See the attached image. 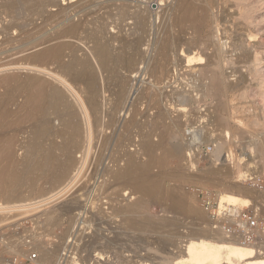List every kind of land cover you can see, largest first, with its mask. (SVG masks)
<instances>
[{
    "label": "rangeland",
    "instance_id": "1",
    "mask_svg": "<svg viewBox=\"0 0 264 264\" xmlns=\"http://www.w3.org/2000/svg\"><path fill=\"white\" fill-rule=\"evenodd\" d=\"M197 1L198 0H27L26 3L21 2L18 8V16L20 17L19 19H22L21 21L24 22L27 20L25 22L26 28H29L26 29L27 31H31L35 27L36 34L34 39L40 38L43 35H47L48 33L49 35L54 33V31L58 30L59 28V20L64 18L72 22L83 21V23L86 25L87 23L90 24L91 22L99 25L104 23L105 25H107V32H109L108 37L116 34L119 31V27H121V29H123L121 30L122 34L127 37L129 36V39H133V36L134 38H137V35L140 36V33L141 35L144 34V39L149 42L151 41V43H148L145 40L146 45L143 44L141 48V52L143 54L140 53V56H137L133 60H128V65L127 63H124L123 65L126 66V68L123 65H119L120 67L118 68V73L115 74V76L113 75L114 77L111 74H105L104 76L101 74V83L99 81L101 102L100 106H102L101 114L103 115H101L102 118H100L98 123L92 121L93 119L90 118V113L88 114L89 118L84 117V115L82 114V116H79V120L81 122L83 120V122L81 123V140L80 136H78L79 138L76 137V139H74L73 143L71 144V133H68L67 135H65V137L61 136L57 138V136L51 135L50 138L49 135V137H43L42 139H40V137H36L35 135L34 139V133L32 131H34L38 123L36 122V120L33 121V119L30 121L25 120V122L22 121L23 125L21 124V126H17L20 125L17 123L15 125L16 127L12 126L11 128L12 124L9 125L8 130L6 131L7 133H5V135H7L9 139H11L10 137L16 139V141L14 139L13 141L16 142L15 155L17 160H23V155L26 156L31 151V146L36 144L37 140L40 139L37 144L43 143V148L47 149L52 145H55L57 149L61 147L60 149L64 152L63 153L62 151H60V149H56L55 154L57 156V162L53 164L54 167L58 166L57 164L59 163L67 161L68 159H70V157L72 158V156L73 166L75 163L78 164L77 166L75 165L76 167L74 166L75 169L71 170L75 171L74 173H72V175H76L73 179V181L75 180L74 183L73 181L70 183V179L73 178H71V173L67 181L70 184L65 183L68 184L67 187H65V189L69 188L66 190L68 192H66L64 189L63 191L58 193L65 184L61 186L62 188L59 187L57 189H54V187L46 177L39 176L37 179L38 182L36 181V184L38 185H35V196L38 195V198L35 196H31L30 193H27L25 191L26 188H24L23 190H20L18 192V197L24 198L21 199V201L23 200L24 202L20 201V203L18 202V204H7L4 200H2L3 198L0 200L1 208L2 206L3 208L4 206L9 207V205L13 207H9L10 210L5 209L0 212V218L2 219L0 223V264H11V259L12 261L13 259H17V264H54L51 262L49 263V261H45L43 255L44 251L46 250L55 252L56 259L61 257V264H66L63 263V261H65V258L66 260H68L71 256H74L72 255V249L77 245V247H81L89 242L88 238H93V236L95 237L98 231L102 238H105L102 240L104 242L101 241L103 247H106V243L113 242L114 244H116V242L118 241V247H116V251H121L119 253L121 255H119L118 259H115L114 256L116 251H113L110 254H105L102 258L100 257L102 259L101 261V259L96 258L95 253H92L91 255L88 253H84L81 255L82 257L80 256V254H76V257H74L77 259L79 258L81 264H97L99 260L100 262L98 264H122V262H126V260L128 262L130 261V264H138V260L140 262V257L142 258L143 256H145V253L146 255L149 254L153 258V260L150 262L152 264H167L166 261H168L169 264L172 263V258L179 251L178 247L180 246V244H185L187 240L191 238V234H194L196 231H199L201 229L208 231L210 229L213 231L214 229V232H217L216 235L218 234L217 237L224 236L222 238L228 240L231 238L232 240L240 238L235 230L236 228L234 225V221H215L204 212L199 204L196 190H205L216 193L220 201L223 194H225L228 189L230 192L236 195L239 194L241 196L243 195V193H245L244 191L248 192L250 190L253 192L255 191L258 196L260 195L259 197L256 196L257 198L253 196V204H255V206L252 205L251 207L249 206L248 208H245V206L242 205L239 209L240 213L248 215L257 223L255 227V234L258 238L253 245H257L258 247L261 246L262 248L260 247L261 249L258 248V250L261 252V254L263 253L264 202L262 205H260L259 203L261 201V198L264 197V189H260L258 187V184L260 182L264 184V149L261 153L256 150L253 151L254 153H248L247 147L253 143L260 142L264 148V0H201L202 2L199 0L198 2L201 5L197 3ZM195 2L197 4H195ZM24 3L29 6L27 7V5H25ZM38 4L42 6H39ZM158 4H162V7L158 11L153 12L152 10H155ZM188 4L193 6L189 16L186 15V19L188 20L186 21L185 16L182 17L181 13L183 10L182 7ZM1 5L2 0H0V10H2ZM31 5L34 6L32 7ZM24 8L28 9L27 13H25L26 10ZM29 8L30 10H33V12L30 11ZM170 8L172 9L169 10ZM148 9L149 13L145 12V15L146 13L147 15H149L150 12L152 14H150L149 19L147 17V20L145 21V29L147 30L142 31L139 29L138 19H134L135 16L132 15L137 11H147ZM35 10L39 11L36 12ZM58 10H62L63 13ZM40 11L42 12V14H40ZM23 12L25 13V15H23ZM35 12L36 14L39 13L37 14L38 16H34ZM56 12H58V14L61 13V15L58 16ZM26 14L30 16V18ZM166 14L168 16H166ZM177 14L178 17L176 16ZM0 15L2 17L4 16L2 18V20L4 21L2 22H4L5 25L10 22V18L6 19L5 15L1 13ZM40 15L43 16H41V19L39 18ZM46 17H50V19H47ZM120 17L121 20L119 19ZM32 19H35L34 23H31L33 21ZM207 19H209V21ZM230 19L232 20V22ZM172 20H174L175 22ZM254 20H256L254 24H250ZM117 23H119V26ZM172 24L175 26H172ZM168 25H171L169 26V28H171L173 31L171 29L168 30ZM115 26H118V28H113ZM249 26H251V28L253 29L255 33L254 35L257 39L255 38V40H253L254 38H248L247 29L249 28ZM135 29L137 30V32ZM140 31H142L143 33H141ZM168 31H172L170 32L172 35H170ZM226 31H228L229 34ZM241 32L243 33L241 34ZM13 33L14 32H12V34ZM196 33L198 35H196ZM161 34L164 36H161ZM235 34L239 36H236ZM13 35L17 37L18 33H15ZM84 35L85 33L83 34V36ZM179 36L182 38H179L178 40ZM240 36L244 37L243 49H236L233 46V42ZM166 37H171L173 41L177 40L176 44L178 45L177 49L176 47H173V52H171V50L167 57H163L159 54H156L158 53L160 46V43H158L156 40L160 41V39L162 40ZM173 37H175V39ZM199 38H203L201 39L203 45H199L198 48H192L193 46H190L192 45L191 43ZM211 39L213 41H216V43ZM226 42H228L229 45L227 43V45L225 44V46H221ZM149 44H152V46H150ZM76 45L77 47L80 46L81 50L83 49L85 51H88V48L84 46V44L76 43ZM183 45L184 47H182ZM259 45H261L262 47ZM16 47L17 46H13L6 48V50H4L3 52L0 51V68L2 66L6 67L7 65H10L12 63L15 64L20 57L22 58L27 55V53H24V56L22 54H17V50H14V48ZM189 47L192 48V52L199 53L202 56V58L204 59V62L202 64L197 63L194 66H189L188 59L185 57V55L187 54V48ZM207 47L209 49H207ZM119 51H121L120 48L116 52L118 53ZM213 52L215 54L216 52L219 54L216 56ZM209 56L211 58H209ZM133 62L135 65L133 64ZM214 62L220 63L225 82L227 85L230 84L229 86H231V89L229 88L223 96H215L212 92H207L206 88L204 89L203 87L205 83H208L210 81L211 72L208 67L209 64ZM128 66L130 67L127 69ZM21 68L24 69L18 70V73L22 76H35V74L41 75L40 73L35 72V68H28L25 66ZM7 73L9 74L8 71L2 74L0 73V76ZM104 77L106 79H103ZM121 78L123 80H121ZM242 78L245 79L243 84L241 82ZM120 80L122 84H120ZM104 81L107 83H104ZM237 82H239L241 85L239 83L237 84ZM126 85L128 86V89ZM117 86L119 88H117ZM196 86L201 90H199ZM120 87H125L126 89H124V103L122 105L123 107L120 106L117 111H114L113 108L116 102L115 98ZM114 88L116 89V92L112 91L115 90ZM7 89V86L0 88V94L2 95V97H5V95L7 97ZM13 90L17 93L15 102L17 104L22 103L27 96V91H20L19 89ZM13 90L11 93H14ZM80 91H82V94L80 93ZM77 94L78 95H76V97L79 96L78 99L82 98L83 101H85L86 92L84 89L77 90ZM110 94H112L113 96H111ZM69 95L70 100L73 99V101H76L75 96H72L73 94ZM196 95H198L197 98H201L196 99ZM188 97L189 99H187ZM182 99H185L186 101L184 100L185 103H183V105H180L181 101H183ZM197 100L199 101V103ZM17 104L14 103L12 105L13 110L17 108ZM204 104L208 105V107L210 108L207 111L210 119L214 122V126H216V130H214L213 132L214 136L218 138L219 142L223 141L224 139L226 140V152H224L222 159H224V157L226 159V155H228L230 158L228 160L226 159L227 163L225 164V168L224 165H221V161L215 163L216 159H214L213 156L211 158L202 157L192 163H190L187 158L188 151L186 150L184 140V129L190 119H197L201 116V114L204 115L207 113H204V111H206L205 109L207 108L206 106H204ZM14 105L16 106L14 107ZM181 108H185V110H183L182 112ZM109 114L113 116H110ZM81 117H83L85 121L83 118L81 120ZM204 117L206 116L204 115ZM106 123L108 126L106 125ZM25 125H27V127ZM60 125L61 123L58 119H53V126L58 127L56 129H61ZM22 126H24V129ZM20 127H22V129H20ZM172 136H174V138ZM226 136L228 137V139ZM68 137L69 139L67 140ZM106 137L107 139H105ZM171 137L173 139H171ZM66 143H70V146ZM146 144L147 146L145 147ZM45 145L49 147H46ZM68 146L70 147V149L73 147L70 152ZM78 146L79 148H76ZM143 147L145 148V150ZM254 147L255 146L251 148ZM73 150H75L76 152ZM67 153L72 154L70 155ZM67 155L68 157L70 156L68 159ZM247 155L255 157L252 163L251 161L250 163L248 162ZM59 156H62V158H60ZM132 156H135V158H137L136 160L138 163L148 166V169H150L148 170V174L151 175V178L153 177V180L159 183V191H161L159 196L156 198L154 197L152 199H148L145 197V210L142 213L143 217L146 216L148 219H152V222L155 223V221H157V229H153V231L148 230V233L146 232L145 234L143 232L140 233L131 231L126 235L122 234L124 229L126 228V226L122 225L123 219L125 218L126 214L120 213L121 216H118L119 214L115 215L114 213L112 215V202L108 201L109 199H107L106 197L107 193L105 195L101 193H103L102 189H104L105 187L111 190L108 191L110 193L113 191L114 186L115 188L125 189L121 193V205L114 203V207L116 206L117 209L119 208V206L122 207L126 203H135L141 199L142 194L140 192H137L135 188L137 183L136 177L121 180V184L117 182V186L114 182V178H110L111 175L107 174V171L114 173L118 172L119 170H123L127 166L129 158ZM245 157L247 161L244 160V165H241L240 160L244 159ZM58 158L60 160H58ZM151 160H153L154 162ZM74 161L76 162L74 163ZM148 162L150 165L148 164ZM213 167L220 169L217 175L207 173V171L209 172L210 168ZM254 172L257 175L254 174ZM245 173L246 175L251 174L253 178H243V175H245ZM211 177L213 180L211 179ZM40 179L42 180L40 181ZM43 185H45V187ZM84 185L87 186L86 191L79 192L78 190ZM40 188L43 189L41 190ZM52 193H55L53 194L54 196L52 195ZM83 193L85 195H83ZM41 194L43 197L39 196ZM59 194H61L62 197ZM87 194L88 197H90L89 200L86 196ZM50 195L52 197H50ZM49 197L50 199H48ZM75 198L77 199V202ZM174 198H179L183 204L177 206L175 205V203H171L175 202ZM96 199L100 201L97 203L95 202ZM170 199L173 200L171 201ZM40 200H43L44 203L42 202V204H40ZM93 202H95L96 204H93ZM32 203L35 205H32ZM78 204L82 208L79 211H85L86 213L89 212V214L96 213L98 207H101L104 211L102 216L103 223L100 222V224H98L95 222L96 224L93 223V227L89 224L83 225V223H85L83 222V220H87V218H89L91 214L90 216L89 214H81V216H79L78 218L80 222L74 224L73 232L75 234L73 235H75V237H68L71 214L66 210H73L75 207H78ZM13 205H16V207ZM18 205H20L21 208ZM226 205L229 204L226 203ZM17 206L19 209L17 208ZM169 207L172 209H170ZM192 208L196 209L203 218H201V216L199 218H196L193 213H191ZM52 211L56 214H54ZM79 211H71L72 216L76 215ZM51 213L54 215L49 216L51 215ZM45 214H48V216ZM55 215L58 218L55 217ZM58 219H60V222L57 221ZM47 221L49 222V224H47ZM158 222H162L163 225H159ZM81 223L82 225L80 226ZM165 223L166 226H164ZM90 227H92V230L90 229ZM163 229H165L166 231ZM217 229H219L218 231H225L224 233H228V235H222V231L218 233ZM153 232H155L156 234ZM160 234L162 235L161 237H159ZM30 235H32V238L34 240L32 241V245L27 244V240L30 239L28 238V236ZM82 235L85 237L83 238ZM155 235L157 237H155ZM81 236L83 241L80 238ZM75 238H79L80 240L78 239V241H76ZM150 240H152V242ZM5 242H8V247L4 246ZM64 244L65 246L70 247H65ZM165 245L168 246L163 248V246ZM32 254H35V256L37 257L33 262H30L27 259L29 255ZM86 255H90L89 257L92 260L89 257H86ZM83 257H86L88 261H84L85 258Z\"/></svg>",
    "mask_w": 264,
    "mask_h": 264
},
{
    "label": "bare ground",
    "instance_id": "2",
    "mask_svg": "<svg viewBox=\"0 0 264 264\" xmlns=\"http://www.w3.org/2000/svg\"><path fill=\"white\" fill-rule=\"evenodd\" d=\"M26 1L27 0H2V5H1L2 10H0V13L1 14H4L6 19L10 18L9 19L10 22L5 25L4 22H2V21H4V20H2V18L4 16L2 17L0 15V26H1L0 27V51L3 52L4 50H6V48L13 47V46H17L16 48H14V50L15 49L17 50V54H22L24 56V53H27V55H25L24 57H22V58L20 57L15 64L12 63L10 65H7L6 67L2 66L0 68V73L1 74L4 73V72H7V71L9 72V74L7 73V74H4V75H1L0 76V88L1 87H5V86H7V88H8L7 89V91H8L7 97H6V95H5V97H2V95L0 94V200L3 198L2 200H4L7 204L8 203H11V204L17 203L18 204V202L20 203L21 199H24V198L18 197L19 196L18 195V192L20 190H23L24 188H26L25 191L27 193H30L31 196H35V188H36L35 185H38V184H36V181H37V179H38L39 176L46 177L47 180L54 187V189H57V188L63 186L65 183H68L67 181H68V179L70 177V173H71V178L72 177L73 178L70 179L71 181L70 180L69 181H70V183L73 181L74 176H76V175H72V173H74L75 171H71V170L72 169H75V167L78 164V163L76 164L75 163L76 161H74V163H75L74 166L75 165L76 166L75 167L73 166V160H72L73 156H72V158L69 156L70 159H68L69 157L67 155V159H68L67 161L62 162V163H59V164H57L58 166H55L54 167L53 164H55V162H57V156L55 154L57 148L55 147V145H52L50 148L45 149V148H43V146H44L43 143L42 144H40V143L37 144V142L40 139H42L43 137H47V136L49 137V135H50V138H51V135L52 136H57V138H58V137H61V136H64L65 137V135H67L68 133H71V137H70V140L71 141H70V143L72 144L73 141H74V139H76V137H78V136L81 135L80 134L81 131H82L81 123L83 122V120H82L83 117H81V120H82V122H81L79 120V118H80L79 116H82V115H84V117H86V118H89L88 117V114L90 113L91 114L90 118L93 119L92 121L98 123L99 120H100V118H102L101 115H103V114H101V107L102 106H100V103L101 102H100V85H99V81H100V78H102V77H100L101 74L103 76L105 74H107V75H110L111 74L112 76L113 75L115 76V74L118 73V68L120 67L119 65H123L124 63H127L128 60H133L137 56H140V53H142L141 52V48H142L143 44H145L146 42L151 43V41L149 42L146 39H144V37H143L144 34L141 35L140 33H139L140 36L137 35V38H134V36H133V39H129V36L127 37V36H124L122 34V31L121 30H123V29H121V27H119V29H118L119 31L118 32L116 31L117 32L116 34H113L112 36L108 37L109 36V34H108L109 32H107V25H105L104 23H102V24L99 25V24H96L94 22H91L90 24L87 23V25H86V24L83 23V21L72 22V21H69L68 19H64V18H62L61 20H59L60 21V24H59V26L57 25L59 28L56 26L58 28V30L54 31V33H52L50 35L48 33L47 35H43L40 38L34 39L35 38V34H36L35 33V27L31 31H27L26 29H29V28H26V23L25 22L27 20L25 22L24 21H21L22 19L20 20L19 19L20 17L18 16V11H19L18 8H19V5L21 4V2H25L26 3ZM198 1H197V3H199ZM203 2H206V1H203ZM197 3L195 2V4H197ZM42 4H43V2H42ZM46 4H47V2H46ZM46 4H45V7H46ZM25 5H27V4H25ZM161 5L162 4H158V8L155 9V10H152V11L153 12L154 11H158L162 7ZM208 5H209V3H208ZM214 5H212V6H214ZM28 6L29 5H27V7ZM39 6H42V5H39ZM192 6L193 5L188 4V5H185L184 7H182L183 10H182L181 15H182V17L185 16V20L186 21H188L186 19V17H187L186 15L189 16V14L191 12V9H192ZM39 8H41V7H39ZM128 8H126V9H128ZM172 8H170L169 10H171ZM42 9H43V7H42ZM25 10H26L25 13H27L28 9H25ZM29 10H30V8H29ZM62 10H63V8H62ZM62 10H58V11H61V13H63ZM30 11L33 12V10H30ZM35 11L38 12L39 10L38 11L35 10ZM148 11H149V9L147 11H141V12H138V11L136 12L135 11L136 13H133V15H132V16H135L134 19L135 18L138 19V21H139V23H138L139 24V29L142 30V31L147 30V29H145V26H146L145 25V21L147 20V17L149 19V17H150L149 15L152 14L150 12V14L147 15V13H149ZM36 12H35V15L34 16H38L37 14H39V13L36 14ZM145 12H147L146 15H145ZM25 13L23 12V15H25ZM56 13L58 14V12H56ZM61 13L58 14V16H60ZM66 13H68V12H66ZM168 13H169V11H168ZM40 14H42L41 11H40ZM45 14H47V13H45ZM119 15H120V13H119ZM125 15H127V14H125ZM32 16H33V14H32ZM41 16L42 15H40V17H39L40 19L43 17V16L42 17ZM166 16H168V15L166 14ZM176 16L178 17V14ZM28 17L30 18V16H28ZM48 18L50 19V17H48ZM51 18H52V13H51ZM128 18H129V16H128ZM199 18H200V16H199ZM119 19L121 20V17ZM34 20L31 23H34ZM177 20H178V18H177ZM207 20L209 21V19H207ZM172 21H174V20H172ZM182 21H180V22H182ZM221 21H223V20H221ZM255 21L256 20H254L250 24H254ZM122 22H124V21H122ZM174 22H173V24H174ZM231 22H232V20H231ZM233 22H234V20H233ZM187 23H189V22H187ZM117 24L119 26V23H117ZM173 24H172V26H175ZM203 25H202V27H203ZM118 26H115L113 28H118ZM169 26H171V25H168L167 26L168 27V30L171 29V28H169ZM177 26H178V24H177ZM228 26H229V24H228ZM146 28H148V27H146ZM200 29H201V27H200ZM108 31H109V28H108ZM142 31H140V32L143 33ZM172 31H170V32H172ZM202 31H204V30H202ZM247 31H248V34H247L248 38H251V39L254 38L253 40H255L256 36L254 35L255 33H254L253 29L251 28V26H249V28L247 29ZM12 32H14L13 34H15V33L17 34L18 33L17 37L15 35H13ZM136 32H137V30H136ZM170 32L168 31V33H170ZM226 32H228V31H226ZM82 33L83 34L85 33V35L83 36ZM197 33H198V31H197ZM197 33H196V35H198ZM242 33L243 32H241V34ZM228 34H229V32H228ZM170 35H172V34L170 33ZM235 35L236 36H239L237 34H235ZM37 36H39V35H37ZM161 36H164V35L161 34ZM244 36H246V35H244ZM233 37H234V35H233ZM173 38L175 39V37H173ZM179 38H182V37L179 36L178 37V40H179ZM243 38H244L243 36H240L237 40H235L233 42L234 48H236V49H243V44H244ZM201 39H203V38H201ZM201 39L199 38V39H197L195 41L192 40L193 43H191L192 45H190V46H193L192 48H198L199 45L202 44ZM145 40H146V42H145ZM156 41L158 43H160V46H159L158 53H156L155 51L154 52L156 54H159V55L163 56V57H167L173 47H176V49H177V45H178V44H176V41L177 40L176 41H173L171 37H166L165 39H162V40L160 39V41H158V40H156ZM157 42H155V43H157ZM213 42L216 43V41H213ZM76 43L84 44V46H86L88 48L87 49L88 51H85L83 49L81 50L80 46L77 47L78 44L76 45ZM227 43L228 42L223 43L221 46H225V44L227 45ZM180 44H182V43H180ZM116 45L121 50L118 53L116 51H118L119 48H117ZM228 45H229V43H228ZM150 46H152V44ZM259 46H261V45H259ZM182 47H184V45ZM192 48L191 47L187 48V52H186L187 54L185 55V57L188 59L189 66H194L197 63L198 64H202L204 62V59L202 58V56L199 53L192 52ZM207 49H209V48L207 47ZM171 52H173V50ZM2 54H4V53H2ZM218 54L219 53H217V52H216V54L214 53V55H216V56ZM14 56H15V54H14ZM209 58H211V57L209 56ZM207 63H209V62H207ZM133 64H134V62H133ZM127 65H128V63H127ZM12 66H14V67H12ZM24 66L25 67H28V68L29 67L35 68V72L40 73L41 75H38V74H35V76L34 75L33 76L32 75H26V76L20 75L18 73V70L24 69V68H21V67H24ZM124 67L126 68V66H124ZM129 67L130 66H128L127 69ZM134 68H135V66H134ZM208 68H209V70L211 72V76H210V81L208 83H205L203 85L204 89L206 88V91L207 92H209V93L212 92L215 96H223L224 93H226L231 86H229L230 84L227 85L226 82H225V79H224L223 74H222V70H221L220 63L219 62L218 63H216V62L211 63V64H209V67ZM134 71H136V70H134ZM254 76H255V74H254ZM116 77H117V75H116ZM245 77H243V78H245ZM109 78H112V77H109ZM243 78L241 80L242 84L245 81V79H243ZM103 79H106V78L104 77ZM121 80H123V79L121 78ZM121 80H120V82H121ZM115 81H116V79H115ZM239 82H237V84ZM100 83H101V81H100ZM104 83H107V82L104 81ZM120 84H122V82ZM118 86H117V88H119ZM126 87L128 89V86L127 85H126ZM197 88L199 89V87H197ZM13 89H15V90L16 89H19L20 91H22V90L27 91V96L25 97V99L23 100L22 103L17 104L15 102L17 93ZM79 89H84L85 90V92H86L85 95L86 96L83 94L85 96V101H83L82 98L78 99L79 96L76 97V95H78L77 94V90H79ZM124 89H125V87L124 88L123 87H120L119 90L117 89L118 90L117 96L114 95V96H116V98H115V101L116 102H115V106L113 108L114 111H117L120 108V106H122L123 103H124L123 102L124 95H125ZM12 90H13L14 93H11ZM102 90H103V88H102ZM199 90H201V89H199ZM112 91H115L116 92V89L115 90H112ZM81 92L82 91H80V93ZM110 92H111V90H110ZM200 92H202V91H200ZM69 94H73L72 96H75L76 101L75 100L73 101V99L70 100L69 99V97H70ZM113 94H115V93H113ZM110 95L113 96L112 94H110ZM72 98H74V97H72ZM187 99H189V97ZM194 99H195V97H194ZM182 100L183 101L180 100L181 101L180 105H183V103H185V101H186L185 99H182ZM14 103L18 105L15 110L12 109V105ZM198 103H199V101H198ZM15 106L16 105H14V107ZM181 109H182V112H183V110H185V108L184 109L181 108ZM110 116H113V115H110ZM32 119H33V121L36 120V122L38 123L37 126L34 124L36 126V128L34 129V131H32L34 133V139H35V135H36V137H40V139L38 138L39 140H37L36 144L33 143L34 145L31 146V148H32L31 151L26 156L23 155L24 158L22 156L23 160H19V159L17 160L16 155H15V151H16L15 150V146H16L15 144H16V142L13 141V139L15 141H16V139L13 138V137H10L11 139H9L7 137V135H5V133H7L6 131L8 130L9 125L12 124L11 125V128H12V126H15L17 123L20 124V125H17V126H21L22 121L25 122V120L26 121L27 120L30 121ZM53 119H58L60 121V123L62 125V126L60 125L61 129L60 128L59 129H56L58 127L53 126ZM108 120H110V119H108ZM84 121H85V119H84ZM113 122H115V121H113ZM24 124H26V123H24ZM106 125H107V123H106ZM25 126L27 127V125H25ZM96 126H97V124H96ZM22 127L24 129V126H22ZM22 127H20V129H22ZM95 130H97V129H95ZM82 136H83V134H82ZM172 137L174 138V136H172ZM172 137H171V139H173ZM53 138H52V140H53ZM45 139H44V141H45ZM68 139H69V137L67 138V140ZM105 139H107V137ZM80 140H81V136H80ZM110 140H111V138H110ZM217 141H218V138H217ZM70 143H66V144L69 145ZM64 144H65V141H64ZM47 145H45V146L46 147H49ZM49 145H50V143H49ZM252 145L255 146V147L254 148H251V147H253ZM146 146H147V144L145 145V147ZM226 147H227V144H226V140L225 139L223 141H221V142L218 141L217 147H216L215 151L213 152V158L216 159L215 163H217L218 161H221V165L222 166L224 165V168H225V164L227 163L226 161L230 158L228 155H226V159L227 160L225 159V157H224V159H222V156H223L224 152H226ZM60 148H58L57 150H59ZM76 148H79V146L76 147ZM247 148H248V153L249 152H253L254 150H256V151H258V152L261 153L263 151V149H264L263 146H262V144L260 142L253 143V144L249 145ZM23 149H26V148H23ZM68 149H69V152H70V150H71L70 147ZM144 150H145V148H144ZM60 151H62V150L60 149ZM73 151H75V150H73ZM67 154H70L71 155L72 153H67ZM73 154H74V152H73ZM247 157H248V162L249 163H250V161H251V163L254 161V158L255 157H251L249 155H247ZM60 158H62V156ZM136 159L137 158H135V156L134 157L133 156L130 157L129 160H128V162H127V166L123 170H119L118 172H114V173L107 171V174L111 175L110 178H114V180H115L114 182H115L116 185H117V182L120 183L121 180H126V179L131 178V177H134V178L136 177L137 178V183H136V186H135L136 191L137 192H140L142 194L141 199L139 201H137L135 203H131V202L129 203L128 202L129 204L126 203L124 206H122V207L119 206V208L117 209L116 206L114 207V203H117L118 205H121V203H122V201L120 200L121 197H122L121 193L125 189H123V188L122 189L115 188V186H114L115 189L113 188V191L110 193V192H108L110 189L105 187L104 189L101 188L103 190V193L100 192L103 195H105L107 193L106 194L107 195L106 197H107V199H109L108 201L109 202H112L111 203L112 204V208H111L112 215L114 213H115V215H118L119 214L118 216H121L120 213L126 214L125 215V218L122 216L124 218L122 225L126 226V228L124 229V231H123L122 234H126V235L129 234L131 231H134V232L136 231V232H140V233L143 232L145 234L148 230L149 231L150 230L153 231V229L154 230L157 229V225H158V224L156 225V222L157 221H155V223L152 222L151 221L152 219L150 220L146 216H145L146 218L143 217L142 216V213L145 210V206H144L145 201H146L145 197L148 198V199H152L154 197L156 198V197L159 196L160 191H161V190L159 191V183L157 181L153 180L152 179L153 177L151 178L150 177L151 175L148 174V170H150V169H148V166L147 165H144V164L138 163ZM58 160H60V159L58 158ZM244 160L247 161L246 157L244 159H241L240 160L241 165H244ZM151 161H153V160H151ZM148 164H149V162H148ZM219 170H220L219 168L213 167V168H210L209 172L207 171V173L212 174V175H217V173H218ZM107 174H105V175H107ZM254 174H256V173L254 172ZM79 175H80V173H79ZM212 175H210V176H212ZM103 176H104V173H103ZM253 176H255V175H253ZM243 178H245V179L248 178L249 179V178H253V177H252L251 174L250 175H246V173H245V175H243ZM211 179H212V177H211ZM41 180L42 179H40V181ZM74 181H73V183H74ZM70 183H68V184H70ZM68 184H65L66 186L64 185L63 188L61 187L62 189L58 193H60L61 191H63L65 189V187H67ZM43 186L45 187V185H43ZM52 186H50V187H52ZM86 187L87 186L84 185L78 191L79 192H83V191L85 192L86 191ZM125 188H126V186H125ZM67 189H69V188H67ZM67 189H65V191ZM245 189H247V188H245ZM46 191H48V190H46ZM48 192H50V191H48ZM66 192H68V191H66ZM244 192L245 193H243V195L241 196L239 194L236 195V194L230 192L229 189H228V191L225 194H223V196L221 198V202L223 204L224 203L225 204L228 203L230 206H232L235 209V212L236 211H240L239 208L242 205H244L245 208H248L249 206L251 207L252 205L255 206V204H253V201H254L253 196L256 197V196H258V194L255 191L253 192L251 190L248 191V192H246V191H244ZM22 194H23V191H22ZM39 194H40V192H39ZM42 194L39 195V196H42ZM53 194H55V193H52V195ZM61 194H59V195L61 196ZM46 195H47V193H46ZM83 195H85V194L83 193ZM37 196H35V197H37ZM86 196L88 197V194ZM50 197H52V196L50 195ZM50 197L48 199H50ZM33 198H30V199H33ZM46 198H44V199H46ZM89 198L90 197H88V200H89ZM94 198H95V196H94ZM53 199H55V198H53ZM93 200H95V199H93ZM174 200H175V202H171V203H175V205H177V206H180V205L183 204L182 201L179 198H174ZM40 201H38V202H40V204H42L43 200H40ZM99 201L100 200L96 199L95 202L98 203ZM76 202H77V199H76ZM95 202H93V204ZM184 202H185V200H184ZM263 202H264V197L261 198V201H260L259 204L262 205ZM35 204L32 203V205H35ZM20 205H18V206L20 207ZM13 206L16 207V205H13ZM18 206H17V208H18ZM9 207H12V206L9 205ZM9 207L8 206L7 207L4 206V208H3V206H2V208H1V206H0V212L2 210H5L6 208H9ZM81 209H82L81 206L78 204V207H75L73 210L72 209L66 210L67 212H70V214H71L70 215L68 213L71 216L70 222H69V224H70V230L68 232V237H73V238L75 237V235H73V234H75L73 232V228H74V224H77L78 222H80L79 219H78L79 216H81V214H84V215L85 214L86 215L89 214V212L86 213L85 211L84 212L79 211ZM170 209H172V208H170ZM9 210H10V208H9ZM64 210H65V208H64ZM74 210H77L79 212L76 215H73L72 216L71 211H74ZM103 213H104L103 209L101 207H98V210H97L96 213H92V214L90 213L91 216L89 214L90 217L87 218V220H85V221L83 220V222H85V223H83V225L84 224L85 225L86 224H89L90 226H92L93 223H95V222L98 223V224H100V222L103 221V219H102ZM191 213H193V215L196 218H199L201 216V214L196 209H193V208L191 209ZM54 214H56V213H54ZM54 214L51 213V215H49V216H52ZM45 215L48 216V214H45ZM47 216H46V218H47ZM55 217H57V216L55 215ZM201 218H203V217L201 216ZM59 220L60 219H58L57 221H59ZM1 221H2V219L0 220V223H1ZM52 222H54V221H52ZM44 223H45V221H44ZM47 224H49V222ZM42 225H44V224H42ZM81 225H82V223L80 224V226ZM159 225H163V223L161 222V223H159ZM164 226H166V223L164 224ZM48 227H50V226H48ZM92 227H90L91 230H92ZM50 229H48V230H50ZM98 230H96V231H98ZM163 230H165V229H163ZM170 230H172V229H170ZM218 230L219 229H217V231ZM215 231H216V229H215ZM220 231H222V230H220ZM220 231H218V233ZM98 232L96 233L95 237L93 236V238H88L89 242H87L86 244L83 243L84 245L81 246V247L79 246L80 248L77 247L78 245L76 247H74L73 249L71 248L72 249V255L75 256L76 254H80V256H81L84 253H88L90 255L92 253H95L96 254V258L101 259L102 257H104L105 254H107V253L110 254L113 251H116V247H118L117 246V244H118L117 242L118 241L116 242V244H114L113 242L112 243H106L108 246L105 245L106 247H103L101 241L103 239H105V238H102V236ZM224 232L225 231H222L221 232V233H223L222 235L225 234ZM153 233H155V232H153ZM216 233L214 232V229H213V231L211 229L209 231L208 230H202L201 229L199 231H196L194 234H191L192 235V236L190 235L191 238H189L185 244H183V243L180 244V246L178 247L179 251L172 258V260L170 259L172 261V263H169V264H264V251L261 254V252L258 250V248H260L261 246L258 247L257 245H247V244L245 245L243 243L242 237H240L238 239H233V240H232V238L229 239V240L228 239H224V238H222V237H224L222 235H220L222 237H219V236L217 237L218 234L216 235ZM76 234H77V232H76ZM113 234H115V233H113ZM161 234H160L159 237L162 236ZM226 234L228 235V233H226ZM82 236L80 237L81 240H82ZM84 237L85 236H83V238ZM155 237H157V236L155 235ZM76 238H77V235H76ZM75 239H74V241H75ZM78 239H76V241H78ZM161 239H163V238H161ZM85 240H86V238H85ZM153 240H155V239H153ZM150 241L152 242V240H150ZM102 242H104V241H102ZM157 244H159V243H157ZM163 245H164V243H163ZM64 246H65V244H64ZM166 246H168V245L163 246V248L166 247ZM65 247H70V246H65ZM41 248H42V246H41ZM263 250H264V248H263ZM39 251H41V250H39ZM51 252H53V251H51ZM51 252L49 250L44 251L43 257H44L45 261H49V263L51 262V263H54V264H61V262H62L61 257H59L58 259H56L55 252H53V253H51ZM120 252L121 251H119V252L116 251L115 252V256H114L115 259H118L119 258V255H121V254H119ZM69 254H71V253H69ZM74 256H71L68 260H66V258H65V261H63V263H66V264H81V262L79 261V258L77 259V258H75L76 256L75 257ZM89 256L86 255V257H89ZM86 257H83V258L87 259ZM85 259H84V261L87 262L88 259L87 260H85ZM152 260H153V258L149 254L146 255V253H145V256H143L142 258L140 257V262L138 260L137 263L138 264H152V263H150ZM101 261H102V259H101ZM117 261H119V260H117ZM99 262H100V260H99ZM126 262L124 261V262H122V264H125V263L126 264H130L129 263L130 261L128 262L126 260ZM166 263L168 264V261H166Z\"/></svg>",
    "mask_w": 264,
    "mask_h": 264
},
{
    "label": "built area",
    "instance_id": "3",
    "mask_svg": "<svg viewBox=\"0 0 264 264\" xmlns=\"http://www.w3.org/2000/svg\"><path fill=\"white\" fill-rule=\"evenodd\" d=\"M197 97L198 95H196V99L201 98ZM204 106L207 107L205 109L206 111H204V113L207 112L204 114L206 117L201 114L197 119H190L184 129V140L186 150L188 151L187 158L190 163L197 161L202 157L211 158L218 144L217 137L213 134L214 130H216V126H214V122L210 119L207 111L210 108L208 105L204 104ZM258 187L264 189V184L260 182ZM196 193L201 208L208 216L215 221H234L235 230L238 235L242 237L243 243L245 245L254 244L258 237H256L255 234L257 223L253 218L244 213H240V211L235 212V209L230 205L222 204L216 193L205 190H196ZM28 238L30 239L27 240V244L32 245V241H34L32 235L28 236ZM8 245V242L4 243L5 247H8ZM36 257L35 254L29 255L27 260L33 262ZM17 263V259H13V261L11 259V264Z\"/></svg>",
    "mask_w": 264,
    "mask_h": 264
}]
</instances>
